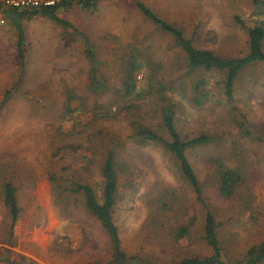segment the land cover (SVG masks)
Wrapping results in <instances>:
<instances>
[{
	"label": "rangeland",
	"instance_id": "rangeland-1",
	"mask_svg": "<svg viewBox=\"0 0 264 264\" xmlns=\"http://www.w3.org/2000/svg\"><path fill=\"white\" fill-rule=\"evenodd\" d=\"M136 1L96 9L75 3L63 9L64 25L42 13L23 18V59L19 28L5 12L0 264L113 259L108 232L83 193L73 190L78 182L90 184L102 201V168L110 150L118 180L112 215L127 254L158 264L211 256L207 210L215 216L227 264H246L248 250L264 240V64L248 65L228 97L224 74L189 66L172 34L148 19ZM140 1L182 28L196 47L223 57L244 56L249 28L264 27V0ZM132 64L136 87L128 92ZM169 107L183 138H210L187 150L202 199L170 151L136 135L145 126L167 136L162 122ZM225 168L241 177L230 196L219 189ZM8 182L20 207L15 223L5 200Z\"/></svg>",
	"mask_w": 264,
	"mask_h": 264
},
{
	"label": "trees",
	"instance_id": "trees-1",
	"mask_svg": "<svg viewBox=\"0 0 264 264\" xmlns=\"http://www.w3.org/2000/svg\"><path fill=\"white\" fill-rule=\"evenodd\" d=\"M96 2V0H95ZM95 3L87 2L84 6H94ZM137 6L142 13L150 19L153 23L159 25L165 29L174 37L175 43L184 51L187 56L188 64L192 68H203L208 71H216L224 74V89L228 97H233L235 82L240 73L250 64L254 62H261L264 64V27L262 25H255L248 30V43L249 50L244 56L237 57H223L217 55L214 51L209 49H201L196 47L194 41L185 36L182 28L169 23L167 20L160 17L151 7L144 2H137ZM58 6L40 8V9H15L17 13L13 16V22L16 24L20 31L19 48L20 58L23 59V50L21 48L23 44V30L21 20L30 15H36L42 13L49 17L51 20L58 24H68L57 14ZM8 15V14H7ZM87 58L95 65L96 56L92 49L87 52ZM133 71L129 73V79L125 80L127 85V91L130 92L135 86V71H137V65L132 64ZM93 84L97 83L93 79ZM203 82H198L196 89L200 91V86ZM204 88L201 89V91ZM196 102H201V99L196 97ZM163 130H166L167 136L160 133L156 129L151 127L141 126L137 130V137L142 141H150L156 144L162 145L168 151H170L179 163L180 170L185 178L189 181L192 188L202 199L201 184L199 178L189 161L187 150L190 147L201 145L209 141V136L202 134L197 137L183 138L175 122V116L172 108H167L163 115L162 122ZM104 176V185L102 193V201L99 200L96 189L90 184H84L78 182L77 188H73L74 191L82 192L85 199V205L88 210L100 220L101 224L108 232L113 247V259L107 264H158L156 262L141 258L136 255L127 254L121 247V240L119 236V230L113 219V208L116 203V193L118 190V180L115 169L114 152L110 150L102 168ZM241 179L238 171L232 168H225L220 174V192L224 196H230L238 181ZM5 200L10 209L13 219H17L20 212V207L16 197V188L8 182L5 185ZM205 239L213 250V254L208 257H190L184 258L175 264H227L223 259L222 248L220 246L217 223L214 214L207 210L205 216ZM246 264H263L264 263V240L257 245H253L247 252Z\"/></svg>",
	"mask_w": 264,
	"mask_h": 264
},
{
	"label": "built area",
	"instance_id": "built-area-1",
	"mask_svg": "<svg viewBox=\"0 0 264 264\" xmlns=\"http://www.w3.org/2000/svg\"><path fill=\"white\" fill-rule=\"evenodd\" d=\"M70 2L84 5L87 0H0V26L7 23L5 8L40 9L55 6L60 7ZM89 2L92 4L95 3V0H89Z\"/></svg>",
	"mask_w": 264,
	"mask_h": 264
},
{
	"label": "crops",
	"instance_id": "crops-1",
	"mask_svg": "<svg viewBox=\"0 0 264 264\" xmlns=\"http://www.w3.org/2000/svg\"><path fill=\"white\" fill-rule=\"evenodd\" d=\"M114 1H119V0H96V2H95V5L94 6H91V7H93V9L95 8H101V7H103V8H107V6L108 5H110L112 2H114ZM137 2H143V1H140V0H137L136 1V6H137ZM75 3H77V2H70V3H67V4H65V5H63V6H60L59 7V9L57 10V14H58V16H60L63 20H65L66 21V19L64 18V14H63V9H65V8H70L71 6H73V5H76ZM145 3V2H144ZM77 4H79V3H77ZM146 4V3H145ZM137 8H138V6H137ZM139 9V8H138ZM14 10H15V8H10V7H8V8H5V12L7 11V14H8V16L10 17V19L11 20H13L12 18H13V16H15V14L17 15V13H15L14 12ZM8 21V20H7ZM55 22V21H54ZM56 23V22H55ZM21 24H22V22H21ZM58 24V23H57ZM3 26V25H2ZM12 216V215H11ZM11 219H12V222L13 223H15L18 219H19V216H18V218L17 219H13V217H11Z\"/></svg>",
	"mask_w": 264,
	"mask_h": 264
}]
</instances>
